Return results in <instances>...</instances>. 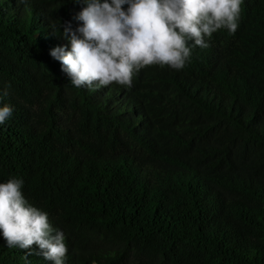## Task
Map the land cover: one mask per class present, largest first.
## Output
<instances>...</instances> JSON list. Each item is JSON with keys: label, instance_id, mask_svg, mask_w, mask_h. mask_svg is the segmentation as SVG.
Segmentation results:
<instances>
[{"label": "trees", "instance_id": "obj_1", "mask_svg": "<svg viewBox=\"0 0 264 264\" xmlns=\"http://www.w3.org/2000/svg\"><path fill=\"white\" fill-rule=\"evenodd\" d=\"M84 7L0 0V107L14 109L0 183L24 180L65 234V264H264V0H242L235 34L218 30L184 69L150 65L96 91L50 55L71 50L59 25L76 29ZM25 255L54 264L0 230V264Z\"/></svg>", "mask_w": 264, "mask_h": 264}, {"label": "clouds", "instance_id": "obj_2", "mask_svg": "<svg viewBox=\"0 0 264 264\" xmlns=\"http://www.w3.org/2000/svg\"><path fill=\"white\" fill-rule=\"evenodd\" d=\"M76 2L86 4L74 17L82 22L80 26L73 29L71 22L59 25L71 50L56 47L50 55L61 63V71L71 78L74 87L96 91L113 83L130 88L134 73L150 65L184 69L194 49L208 48L218 30L235 34L242 0ZM52 27L57 32L56 24ZM10 87L0 92V101L9 95ZM13 112L9 104L0 107V124ZM23 185L22 178L0 183V230L7 246L30 249L35 244L44 259L65 264L68 247L64 232L50 225L48 213L27 201ZM23 259L30 264L27 255Z\"/></svg>", "mask_w": 264, "mask_h": 264}]
</instances>
